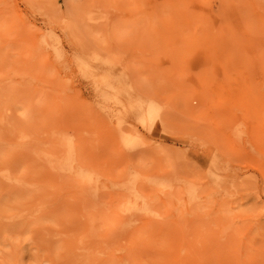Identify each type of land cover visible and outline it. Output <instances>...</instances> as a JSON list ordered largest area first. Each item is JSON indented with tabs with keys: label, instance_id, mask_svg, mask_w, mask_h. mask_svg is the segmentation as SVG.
I'll return each instance as SVG.
<instances>
[{
	"label": "rangeland",
	"instance_id": "obj_1",
	"mask_svg": "<svg viewBox=\"0 0 264 264\" xmlns=\"http://www.w3.org/2000/svg\"><path fill=\"white\" fill-rule=\"evenodd\" d=\"M0 264H264V0H0Z\"/></svg>",
	"mask_w": 264,
	"mask_h": 264
},
{
	"label": "bare ground",
	"instance_id": "obj_2",
	"mask_svg": "<svg viewBox=\"0 0 264 264\" xmlns=\"http://www.w3.org/2000/svg\"><path fill=\"white\" fill-rule=\"evenodd\" d=\"M150 119H152L153 118V114L152 113H149V116H148ZM148 118V119H149ZM149 121V120H148ZM145 125V124H144ZM150 129H151V127H150ZM124 142H125V140H124ZM138 142H135V141H132V138H127V140H126V144H125V146L127 147V149L128 148H134V147H136L137 148V146H138ZM129 210H131L130 208H129ZM128 210V211H129ZM130 212H127V214H129ZM131 213H133V212H131ZM135 214V213H134ZM126 215V214H125ZM133 219L134 218H131V217H129L128 219H127V221H128V223L130 222V221H133ZM123 221H124V219H122ZM134 222V221H133ZM131 223V222H130ZM122 225H123V223H122ZM127 225H129V224H127ZM124 227H126L125 225H124ZM120 228V227H119ZM127 228V227H126ZM115 230H117V229H115ZM114 229H113V234H114V231H115ZM115 233H117V234H114V236H113V238H111L110 239V237H109V235H108V237H109V240H107L106 241V244H105V248L104 249H110L116 242H117V240L119 239V237H121V234H120V236H119V234H118V231L117 232H115ZM124 234V233H123ZM116 235H118L117 237H115Z\"/></svg>",
	"mask_w": 264,
	"mask_h": 264
}]
</instances>
